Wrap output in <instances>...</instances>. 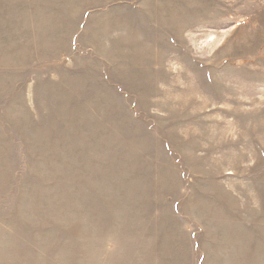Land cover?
<instances>
[{"label":"rangeland","instance_id":"rangeland-1","mask_svg":"<svg viewBox=\"0 0 264 264\" xmlns=\"http://www.w3.org/2000/svg\"><path fill=\"white\" fill-rule=\"evenodd\" d=\"M0 264H264V0H0Z\"/></svg>","mask_w":264,"mask_h":264}]
</instances>
